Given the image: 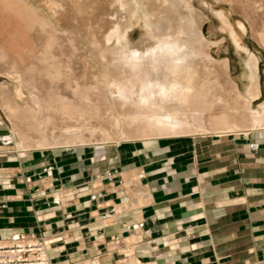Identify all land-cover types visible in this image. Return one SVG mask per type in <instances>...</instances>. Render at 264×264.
I'll list each match as a JSON object with an SVG mask.
<instances>
[{
	"label": "rangeland",
	"instance_id": "1",
	"mask_svg": "<svg viewBox=\"0 0 264 264\" xmlns=\"http://www.w3.org/2000/svg\"><path fill=\"white\" fill-rule=\"evenodd\" d=\"M0 131L42 151L35 177L74 162L77 180L64 201L119 167L136 192L142 179L154 193L183 164L179 191L165 194L179 192L181 201L194 194L186 191L193 172L211 162L224 163V181L246 192L243 164L262 162L252 204L261 223L264 0H0ZM6 147L2 155L18 154ZM174 224L178 234L188 223ZM110 244L114 251L119 242ZM237 251L243 259L235 264H264L247 244Z\"/></svg>",
	"mask_w": 264,
	"mask_h": 264
},
{
	"label": "crops",
	"instance_id": "2",
	"mask_svg": "<svg viewBox=\"0 0 264 264\" xmlns=\"http://www.w3.org/2000/svg\"><path fill=\"white\" fill-rule=\"evenodd\" d=\"M13 136L0 131V235L5 238L17 231L43 236L52 264H235L243 259L237 248L244 244L257 258L264 254V219L261 223L252 220L257 212L252 206L254 186L262 162L252 159L243 164L250 170L245 176L250 182L246 192L236 181H224L223 173L229 170L224 163L216 168L211 162L201 173L193 172L192 185L187 183L186 191L189 195L191 186L194 194L181 201L179 192L170 198L165 194L179 191L174 186L178 171L188 166L183 164L173 166L175 173L154 193L142 179V192H136L130 184V171L119 167L105 172L109 179L98 177V182L85 183L73 200L64 201L62 192L77 180L74 162L52 163L58 172L35 177L41 169L35 163L40 162L42 151L22 149ZM11 144L18 154L2 155L11 150L6 147ZM195 147L189 145L194 157ZM47 150L53 158L57 154L54 148ZM117 171L121 174L112 177ZM215 179L218 186L211 188ZM260 214L264 216V207ZM180 220L187 221L186 229L173 234L174 222ZM114 238L119 244L113 251L110 243ZM150 243L156 246L154 251Z\"/></svg>",
	"mask_w": 264,
	"mask_h": 264
},
{
	"label": "built area",
	"instance_id": "3",
	"mask_svg": "<svg viewBox=\"0 0 264 264\" xmlns=\"http://www.w3.org/2000/svg\"><path fill=\"white\" fill-rule=\"evenodd\" d=\"M0 264H52L44 242L25 232L0 237Z\"/></svg>",
	"mask_w": 264,
	"mask_h": 264
},
{
	"label": "bare ground",
	"instance_id": "4",
	"mask_svg": "<svg viewBox=\"0 0 264 264\" xmlns=\"http://www.w3.org/2000/svg\"><path fill=\"white\" fill-rule=\"evenodd\" d=\"M174 126H176V125H174ZM47 254H48V252H47Z\"/></svg>",
	"mask_w": 264,
	"mask_h": 264
}]
</instances>
